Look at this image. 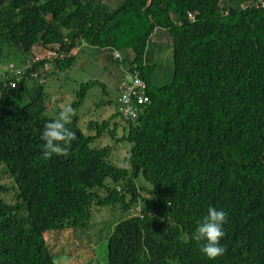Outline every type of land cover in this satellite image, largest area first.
I'll list each match as a JSON object with an SVG mask.
<instances>
[{"label":"trees","instance_id":"16d2710c","mask_svg":"<svg viewBox=\"0 0 264 264\" xmlns=\"http://www.w3.org/2000/svg\"><path fill=\"white\" fill-rule=\"evenodd\" d=\"M246 1L0 0V62L22 69L18 79L0 74V183L6 177L13 190L11 203L0 199V264H57L46 233L87 229L92 206L125 214L107 237V264H264V4L242 8ZM161 32L172 74L154 86L149 45ZM80 41L130 50L129 79L144 83L149 102L128 119L116 103L108 120L86 124L88 135L74 116L68 155L44 159L40 134L54 117L41 77L70 68L75 54L49 71L33 59ZM104 135L130 144L122 167L95 145ZM209 206L227 214L226 251L215 260L192 238Z\"/></svg>","mask_w":264,"mask_h":264},{"label":"rangeland","instance_id":"374dc122","mask_svg":"<svg viewBox=\"0 0 264 264\" xmlns=\"http://www.w3.org/2000/svg\"><path fill=\"white\" fill-rule=\"evenodd\" d=\"M101 1L111 8H116L122 0ZM75 51V61L70 68L54 70L53 73L41 77L46 95V114L55 118L62 106L73 105L77 100L81 86L88 82H96V85L90 84L83 97V103L75 109L78 126L88 135L92 133H88L86 130V124L89 121L100 123L108 120L114 113L115 105L118 104L117 98L121 94L119 88L123 79L129 80L127 68L133 54L130 50L119 52L99 50L87 46L82 41L79 42ZM114 53L119 55L116 60L113 59ZM149 53V63L156 65L152 75L153 85L168 84L172 74L169 37L163 32L155 33L150 41ZM7 61L10 62V60L0 62V74L2 76L8 72L6 67L9 64ZM113 121L116 123L117 130L115 137L120 139L122 124L116 119ZM113 121L109 122V129H112ZM95 145L110 147L108 159L119 167L123 166L122 159L130 149V144L127 141L116 143L109 135L102 136ZM10 184L6 177H3V181L0 183L8 189L0 193V199L8 203H11L13 198V190ZM136 184L149 187L141 177L136 181ZM90 212L89 227L83 231L68 228L61 231L57 237L52 232L46 233L45 237L48 244L56 243L54 252L57 264H107V237L110 229L112 230L114 224L120 219H124L125 214L120 213L118 209L96 208L94 206L90 208ZM171 264L177 263L172 262Z\"/></svg>","mask_w":264,"mask_h":264},{"label":"clouds","instance_id":"9594fccd","mask_svg":"<svg viewBox=\"0 0 264 264\" xmlns=\"http://www.w3.org/2000/svg\"><path fill=\"white\" fill-rule=\"evenodd\" d=\"M76 52V51H75ZM75 109L71 106H62L58 114L52 120L46 122L40 134L43 142L41 151L44 159L55 155H68V146L77 140L76 132L71 131L66 125L72 122ZM227 214L223 210H217L209 206L207 215L199 223L193 239L198 243L200 251L209 260L224 255L226 248L221 244L225 236L223 225Z\"/></svg>","mask_w":264,"mask_h":264},{"label":"built area","instance_id":"2783aa9c","mask_svg":"<svg viewBox=\"0 0 264 264\" xmlns=\"http://www.w3.org/2000/svg\"><path fill=\"white\" fill-rule=\"evenodd\" d=\"M260 4H264L262 1H258ZM251 5H257V3H254V0H247L243 5L242 8H246ZM189 18H193L191 14L188 15ZM75 51H60L57 47L50 48L48 50H45L44 52L39 53L35 56L33 59V63H39L40 61H43L42 70L43 71H49L51 69V61L55 60H64L66 58H69L70 56L74 55ZM117 57V55L115 56ZM8 72L13 73L14 77L16 79L19 78L21 74V68H16L14 64H9L7 68ZM135 72H133V75ZM132 76V75H131ZM10 86H15V83L12 81L10 83ZM136 87H140V90L142 93H138L135 91ZM145 85L144 83L136 76L134 75L131 80H125L123 79V82L119 88V91L121 92L118 100V110L122 114V116L125 119L128 118H135L137 114V107H144L145 104H147L148 97L145 95Z\"/></svg>","mask_w":264,"mask_h":264},{"label":"bare ground","instance_id":"6f19581e","mask_svg":"<svg viewBox=\"0 0 264 264\" xmlns=\"http://www.w3.org/2000/svg\"><path fill=\"white\" fill-rule=\"evenodd\" d=\"M16 66V65H15ZM143 108V107H142Z\"/></svg>","mask_w":264,"mask_h":264}]
</instances>
